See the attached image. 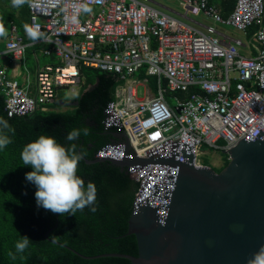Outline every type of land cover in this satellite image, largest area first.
I'll return each mask as SVG.
<instances>
[{"label":"built area","instance_id":"built-area-1","mask_svg":"<svg viewBox=\"0 0 264 264\" xmlns=\"http://www.w3.org/2000/svg\"><path fill=\"white\" fill-rule=\"evenodd\" d=\"M176 1L184 13L171 12L193 22L194 27L155 9L151 0H83L92 12L82 14L76 26L64 19L71 12L72 0L58 4L32 0L31 7L27 4L28 27L38 25L46 34L35 43L46 46L42 54L56 61L38 66L34 95L29 93V77L24 86L0 65V99L7 116L48 111L60 89L76 96L84 84L81 70L91 69L116 78L102 124L106 131L125 135L129 145L126 152V141L119 137L101 147L95 159L187 163L193 156L195 167H209L199 160L204 147L229 160L228 152L223 151L245 139L255 142L263 138L264 0H235L227 18L210 6L209 0ZM190 15L236 29L246 36V42L227 36L214 25L191 20ZM6 23L5 52L16 71V63L23 61L29 45L14 21ZM251 28L255 33L249 37ZM137 72L143 73V80L134 77ZM149 77L155 79L152 89L144 85L150 83ZM138 86L143 87L141 98ZM168 93L185 97L174 95L170 104L165 99ZM135 183L133 205L142 178Z\"/></svg>","mask_w":264,"mask_h":264},{"label":"trees","instance_id":"trees-1","mask_svg":"<svg viewBox=\"0 0 264 264\" xmlns=\"http://www.w3.org/2000/svg\"><path fill=\"white\" fill-rule=\"evenodd\" d=\"M214 4L226 18L233 11L235 0H209L210 6ZM28 14V8L24 6L20 12L21 20L16 19L14 13L7 20L15 21L23 33V20ZM254 33L255 28H251L249 37ZM24 42L31 40L24 37ZM81 71L84 84L80 92L70 97L65 89H60L56 101L49 106L51 110L46 112L38 110L29 116L9 118L4 100L0 99V118L6 120L13 130L0 127V132L12 140L0 150V264H130L122 258L83 257L137 256L136 238L127 235L137 183L127 175L126 169L109 162L86 163L95 160L101 147L117 140L113 137L114 132L104 130L102 124L103 110L113 99L117 81L112 75L97 70ZM87 86L95 87L84 92ZM61 105H70L71 109L55 111ZM84 128L89 129L87 135L83 133ZM73 129H80L81 135L77 140L68 141L67 134ZM40 135L52 137L66 148L74 143L77 151L83 152L77 175L85 181V186L88 182L95 185L94 205L78 211L75 216L68 213L61 216L38 206L36 186L26 179V173L33 169L22 163L20 154L26 144ZM221 154L225 157L224 166L216 173L229 163L228 157ZM93 206L95 212L90 211ZM21 236L29 237L30 243L23 253H17L15 245Z\"/></svg>","mask_w":264,"mask_h":264},{"label":"water","instance_id":"water-1","mask_svg":"<svg viewBox=\"0 0 264 264\" xmlns=\"http://www.w3.org/2000/svg\"><path fill=\"white\" fill-rule=\"evenodd\" d=\"M95 86H91L93 88ZM90 88V89H91ZM126 152L129 145L126 136ZM219 173L165 159H95L126 169L141 192L132 207L127 235L137 256L106 254L130 264H247L264 245V135L240 141ZM74 252V251H73ZM76 253V252H75Z\"/></svg>","mask_w":264,"mask_h":264},{"label":"clouds","instance_id":"clouds-1","mask_svg":"<svg viewBox=\"0 0 264 264\" xmlns=\"http://www.w3.org/2000/svg\"><path fill=\"white\" fill-rule=\"evenodd\" d=\"M11 3L15 8L25 4L32 6V0H11ZM54 3L58 4L60 0H54ZM69 7L71 12L64 19L66 23L74 26L79 25L82 14L92 12V8L83 0H72ZM6 34L5 23L0 18V37H5ZM26 34L33 42L46 38V34L40 31L38 25L27 27ZM0 127L13 131L3 118H0ZM88 132V128L83 129L84 135H87ZM80 135V129H73L67 134L66 139L74 141ZM10 143H12L11 138L0 132V150L6 148ZM20 156L22 163L30 165L33 169L26 173V179L36 186L35 198L38 206L61 216L66 213L75 216L78 211L82 212L86 207L95 204V185L88 182L85 186V181L77 175L78 164L84 158V154L82 151H77L76 144L73 143L66 148L57 143L54 138L40 135L35 141L23 147ZM90 211L95 212L96 208L90 207ZM29 243V237L21 236L15 245L16 252L23 253ZM247 264H264V245L252 254Z\"/></svg>","mask_w":264,"mask_h":264},{"label":"rangeland","instance_id":"rangeland-1","mask_svg":"<svg viewBox=\"0 0 264 264\" xmlns=\"http://www.w3.org/2000/svg\"><path fill=\"white\" fill-rule=\"evenodd\" d=\"M151 1L153 2L151 4V6L154 7L155 9H157V10L163 12V13H166L168 15H171V16H173L175 18H178V19H180L182 22H184L187 25H190V26H193V27L195 26L193 24V22H191L189 20L181 19V18L175 16L171 12V10H172V11L178 12L180 14L184 13V9L181 7V5H179V3L176 0H151ZM0 11L7 12L8 8L5 5L0 4ZM16 19H21V17L17 16ZM189 19L204 23L206 25H214L210 20L206 19L203 16L193 17V16L190 15ZM3 21L5 23V27H7L8 24L6 23V20L3 19ZM214 26H216L218 28V30L222 31L227 36L233 37V38H237V39L242 40L243 42H246V37H245V35L242 32L237 31L236 29H233V28L225 27V26H222V27L219 26V25H214ZM7 29H8V27L6 28V30ZM240 52H241V54H243L242 50H240ZM37 53H38L37 58H38L40 66H43V65H45L46 63L49 62L48 58H46L44 55L40 54V50L39 49L37 50ZM244 54H246V53L244 52ZM25 59H26L27 68L33 72L34 71V65H35V61H34L35 58L34 57L32 58V56L28 55V56H26ZM90 75H91V72H90ZM134 77H138L140 80H143V78H144L143 73H141V72H137ZM152 81H155V79L152 78V77H149V82L150 83H145L144 85H146L148 88L152 89L151 88L152 87L151 83H153ZM124 83L125 82L122 81L120 86L121 87L125 86ZM90 88H91V86H87L85 91L89 90ZM136 89H137V92H138V98H141L142 97V93H143V87L142 86H138ZM174 95L177 96V95H180V94H169V93L165 94L166 101L168 103H170V104H173L174 103V101H173L174 100ZM70 109H71L70 105H67V106L61 105V106L57 107L55 109V111L63 112V111H67V110H70ZM199 160L201 162L207 164V166L211 167L212 170L217 172L224 166L225 157L223 158V156H222V154L220 152H215L213 154V150H209L207 148H204L202 150V154L199 156Z\"/></svg>","mask_w":264,"mask_h":264},{"label":"crops","instance_id":"crops-1","mask_svg":"<svg viewBox=\"0 0 264 264\" xmlns=\"http://www.w3.org/2000/svg\"><path fill=\"white\" fill-rule=\"evenodd\" d=\"M0 4L5 5L8 8V11L7 12L0 11V17L2 19H5L6 21H7L8 16H10L13 13L15 14L16 17L17 16H20V12L23 9V7L24 6H27V4H25L22 7L15 8V7L12 6L11 0H0ZM211 6L218 10V8H217V6L215 4L214 5H211ZM218 12H219V10H218ZM28 13H29V11H28ZM231 13H230V15H231ZM28 23H29V14L23 20L24 32L21 33L20 30H19V27H18L17 23L15 22V24H16V26L18 28V32L21 35V37L23 38V40H24V37L28 38V36L26 34V28L28 27ZM5 28H7V27H5ZM248 36H249V32H248ZM7 40H8V29H7L6 36L5 37H0V65H5L7 67V72L10 75V77L18 80L20 82V84H22L24 86L26 85V79H27V77H29V81L31 83V88L29 89V93L31 95H34L35 94V84L34 83H35V77H36L37 68H38V66L39 67H42V66L39 65V61H38V58H37V55H38L37 50L39 49L40 50V54H42V49H44L46 46H44V45H38V44H36L33 41H31V42H25L29 46L26 48V53H25V56H24L23 61L16 63V65H18L19 68H16V71H15L13 65L11 64L10 56L5 52V44H6ZM28 52H30L29 55L32 56V58L33 57L35 58V60H34L35 61V65H34V71L33 72L31 70H29L27 68V66H26V59L25 58H26V56H28ZM46 58L49 59V62L46 63L45 65H47V64H54L55 61H56L54 58H49V57H46ZM86 91H88V90H86ZM70 97H74V96H70ZM49 110H51V109L49 108ZM63 112H65V111H63ZM113 137H115V136L113 135ZM115 139H118V138L115 137Z\"/></svg>","mask_w":264,"mask_h":264}]
</instances>
